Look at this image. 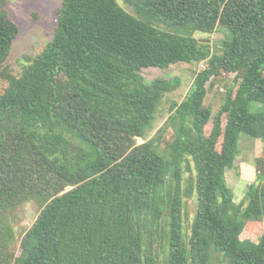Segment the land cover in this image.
Masks as SVG:
<instances>
[{
    "label": "trees",
    "instance_id": "16d2710c",
    "mask_svg": "<svg viewBox=\"0 0 264 264\" xmlns=\"http://www.w3.org/2000/svg\"><path fill=\"white\" fill-rule=\"evenodd\" d=\"M123 1L137 16L118 0H63L53 40L17 76L20 28L0 0V264H160L166 243L168 264H264V160L241 203L227 180L241 134L256 157L264 142V112L251 111L264 104V0ZM220 25L232 37L213 53L195 33ZM202 62L149 140L181 81L142 70ZM224 73L237 77L213 117L206 87ZM32 201L42 208L17 254L13 220Z\"/></svg>",
    "mask_w": 264,
    "mask_h": 264
},
{
    "label": "rangeland",
    "instance_id": "374dc122",
    "mask_svg": "<svg viewBox=\"0 0 264 264\" xmlns=\"http://www.w3.org/2000/svg\"><path fill=\"white\" fill-rule=\"evenodd\" d=\"M9 12L12 19L18 24L20 34L14 42L11 55L7 64L11 67L13 73L19 76L24 68L29 63V60L38 56L43 52L46 46L53 40L55 30L57 28L58 12L63 6V0H7ZM119 4L130 14L137 16L135 10L124 3L123 0H118ZM165 31V27H158ZM195 37L200 40H206L213 44V53H220V50L215 46L219 43L230 40L232 34L224 26H218L214 34H204L201 32L195 33ZM206 68V63H179L172 65L170 68L163 70L159 68H146L142 70V75L147 83H152L155 79L163 78L166 80L180 79L181 87L174 93L169 94L161 104L159 113L154 121V129L149 133L148 139L155 137L159 129L165 126L169 117V107L173 101L181 103L189 94L194 79L198 72ZM237 73H224L220 77L214 78L207 85L208 95L205 101L206 106H210L213 112V117L220 110L224 98L228 90L235 85ZM6 85L0 80V93ZM253 113L264 112V104L253 102L251 104ZM212 123L206 128V132L210 133ZM172 130H168L164 135L163 141L160 144L161 151L165 154L172 142ZM240 153L236 160L235 168L227 173L229 187L234 191L235 201L241 203L251 184L257 182V162L258 159L264 160V142L261 144V152L256 157V140L241 134L239 142ZM193 168V165H191ZM193 172L185 174V188L188 189V178ZM185 227L190 232L191 225L194 221L198 210V201L196 195L186 197L185 199ZM42 208V204L38 201H32L27 205L22 206L17 211V218L13 220L15 241L13 246L17 249V254L20 253V240L24 233L31 228L37 219ZM169 247L166 243L163 249H159L160 264H168ZM211 264H219L213 260Z\"/></svg>",
    "mask_w": 264,
    "mask_h": 264
},
{
    "label": "water",
    "instance_id": "95a60500",
    "mask_svg": "<svg viewBox=\"0 0 264 264\" xmlns=\"http://www.w3.org/2000/svg\"><path fill=\"white\" fill-rule=\"evenodd\" d=\"M143 139L142 138H139V143H143Z\"/></svg>",
    "mask_w": 264,
    "mask_h": 264
}]
</instances>
